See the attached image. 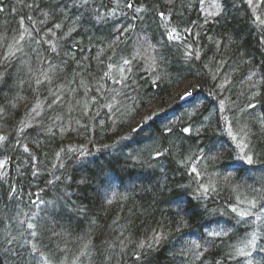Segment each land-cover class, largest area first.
<instances>
[{
  "label": "trees",
  "instance_id": "trees-1",
  "mask_svg": "<svg viewBox=\"0 0 264 264\" xmlns=\"http://www.w3.org/2000/svg\"><path fill=\"white\" fill-rule=\"evenodd\" d=\"M80 3L0 0V264H264L238 255L264 244V0H218L212 17L206 0ZM225 116L253 171H232L227 145L200 159L230 139Z\"/></svg>",
  "mask_w": 264,
  "mask_h": 264
},
{
  "label": "snow or ice",
  "instance_id": "snow-or-ice-1",
  "mask_svg": "<svg viewBox=\"0 0 264 264\" xmlns=\"http://www.w3.org/2000/svg\"><path fill=\"white\" fill-rule=\"evenodd\" d=\"M249 3H252V0H249ZM88 4V0H81L80 3V7L83 8ZM67 5H65L66 7ZM128 8H132L133 5L132 4H127ZM3 11V8H0V12ZM98 12V9L96 10ZM217 15H219V13H216ZM161 18H164V14L161 13ZM211 15V13L209 14ZM99 18V17H98ZM87 21L91 20V16L86 18ZM261 23H264V21H262ZM55 27L59 28L60 25L56 24ZM174 35V33H170V37ZM149 47H151V45H149ZM52 51L56 52V48L55 46H52ZM14 55V53H12ZM162 58V57H161ZM4 59L7 61L8 60V56H5ZM123 63L125 65H130V61L128 59H125L123 61ZM152 67H154V65H152ZM130 67H129V71H130ZM121 73L124 72V69L121 68L120 69ZM125 79H127V77H125ZM153 83L155 84V80H153ZM250 107L254 108L256 107L254 104L250 105ZM220 108L223 109L224 108V104L223 101H221L220 103ZM224 122H225V126L224 128H222V131L226 132L227 137H229L230 139H225L224 141H222L220 143V149L217 151L216 149V145L213 143L211 145L208 144H201L200 147L201 148H207L208 151L205 154H202L200 156L201 160H208V161H215L218 158L219 152H224L227 151V148H231L232 152H236L237 149H239V163L241 164V167H236L234 169H232V171L234 172H249V171H253L254 169L252 168H248V167H243V165H254L256 160L254 159L253 155L250 154L252 149L249 148L248 142H247V138L245 135H241L239 140L237 138V134L233 132L232 129V125L230 120L228 119L227 116L223 117ZM168 131L171 133L173 130L171 128L168 129ZM241 133H243V129L240 130ZM194 132V129L192 127H184L181 130V135H183L186 139L192 137ZM197 137L199 136V130H195ZM7 138L4 136H0V142L6 141ZM233 142H235L233 144ZM225 145H227V148L225 147ZM25 152L28 151V148L25 147L24 149ZM215 153V154H214ZM164 155V153L162 151H158L157 153V160L159 159L160 156ZM229 155H231V153H229ZM234 162H236V158L233 157ZM3 165H0V167H2ZM191 173H194L195 175L192 177V179L194 181H196L197 183V188L201 191L202 196L199 197L198 199L204 198L209 194V187L200 183L199 182V177H200V173L197 171V168L194 166H191ZM227 171V168L225 169ZM225 179H228L227 177H225ZM11 190V189H10ZM212 191H216L215 187L212 188ZM259 198V197H258ZM261 207H264V205H260ZM258 205H257V200L256 199H252L251 201H249L248 203V208L245 210H238L237 207H231V212L235 213L237 217H239L240 219L237 221V224L241 223V221H244L245 223H247V218L249 216L252 215V210L253 209H257ZM258 218V217H257ZM27 227L29 229L33 228V224L29 223L27 225ZM226 235V233H219V232H209L208 235L210 237H220L221 235ZM32 236L36 235V232L33 231L31 233ZM154 236V242H148L147 245L145 244H141L140 247L141 248H145L147 247V249L149 250L148 253L145 254V260H148V255L151 251L155 250V246L159 244V242L161 241V239L163 238V233L160 232H155L153 233ZM197 247H199V245H197ZM253 250H259V251H264V244L262 245H257L256 242V237L253 236V238L247 242V244L245 245L244 248H241L238 250V255L240 257H251L253 255ZM33 251H35V246L33 247ZM18 256V264H28V258L26 257V255L24 253H17ZM33 264H36V257L33 256L31 257ZM137 260H140V256L136 257ZM148 264H151L150 261H148Z\"/></svg>",
  "mask_w": 264,
  "mask_h": 264
},
{
  "label": "water",
  "instance_id": "water-1",
  "mask_svg": "<svg viewBox=\"0 0 264 264\" xmlns=\"http://www.w3.org/2000/svg\"><path fill=\"white\" fill-rule=\"evenodd\" d=\"M200 89L198 87H193L180 98V103H187L192 101L197 95L200 94Z\"/></svg>",
  "mask_w": 264,
  "mask_h": 264
},
{
  "label": "rangeland",
  "instance_id": "rangeland-1",
  "mask_svg": "<svg viewBox=\"0 0 264 264\" xmlns=\"http://www.w3.org/2000/svg\"><path fill=\"white\" fill-rule=\"evenodd\" d=\"M218 0H206V5H204V11L208 17H212L218 10L217 5ZM211 13V15H209Z\"/></svg>",
  "mask_w": 264,
  "mask_h": 264
}]
</instances>
